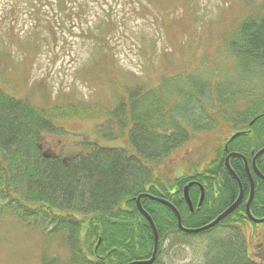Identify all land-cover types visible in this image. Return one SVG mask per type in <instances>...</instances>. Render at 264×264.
Returning a JSON list of instances; mask_svg holds the SVG:
<instances>
[{"label": "trees", "instance_id": "16d2710c", "mask_svg": "<svg viewBox=\"0 0 264 264\" xmlns=\"http://www.w3.org/2000/svg\"><path fill=\"white\" fill-rule=\"evenodd\" d=\"M64 2L57 0L56 3L61 11L60 17L66 14ZM95 38L101 39L100 36ZM102 42L109 48V40L104 38ZM224 45L237 61V70L241 74L248 63L253 68L264 69V3L236 27L229 39H224ZM108 56L110 62L105 74L110 80L122 82L120 89L113 90L106 77L102 79V83L118 95L113 110L92 109L83 100L64 105H34L27 99L7 95L0 88V232L7 231L24 239L39 231L48 244L58 238L59 247L65 246L69 253L67 260L49 258L44 248L41 264H129L149 260L154 241L150 227L135 205V199L140 195L168 201L180 214L182 226L188 229L207 225L238 197V186L224 167L226 153H222V149L214 150V159L200 176L196 172L192 177L185 174L180 178H172L170 173L159 174L160 169L165 170V160L188 143L192 133H210L218 128L212 123L217 114L224 110L230 98L235 102L238 100L232 91H226L227 88L222 91L219 87L203 90L195 78L187 75L185 85L188 82L189 85L186 90L180 87L175 91L177 95L182 93L179 103L157 87L124 89L120 74H116L112 67L113 58ZM160 84L165 88L168 86L167 83ZM258 91L251 92L254 97L250 99L239 95V100L248 101L246 114H240L246 119L244 124L239 126V119L231 116L226 119L229 126H234L235 132H243L230 143L229 151L242 154L249 164L250 152L264 147V90ZM226 93L230 98H225ZM184 100L187 107L192 101H198L202 112L196 114L189 108L184 110ZM206 103L216 109L209 122L203 118ZM181 105L183 120L175 117ZM74 120L97 122L101 138L109 141L121 138L124 147L129 146V151L95 144L68 160L43 155L39 148L43 137L62 133L57 122ZM250 122H253L251 126ZM255 164L264 176V155ZM230 167L242 184L244 198L221 225L233 227V224H239L237 226L243 227L248 222L244 203L249 184L240 160L231 159ZM197 170L196 167L190 168V172ZM253 179L250 212L255 219H262L264 182ZM191 180L207 185L199 209L196 207L198 189L189 190L192 213L182 198V189ZM214 186L215 189L217 186L216 190ZM141 207L152 219L158 234V252L153 264H163L158 259L163 241L175 233L185 234L178 231L176 218L168 208L145 197L141 199ZM5 224H9L8 229L4 228ZM182 242L185 240L178 244ZM218 242L221 250L232 243ZM233 244L237 248L231 246L227 260L220 264H244L241 245ZM214 251L215 255L220 251L217 245Z\"/></svg>", "mask_w": 264, "mask_h": 264}, {"label": "rangeland", "instance_id": "374dc122", "mask_svg": "<svg viewBox=\"0 0 264 264\" xmlns=\"http://www.w3.org/2000/svg\"><path fill=\"white\" fill-rule=\"evenodd\" d=\"M263 2L65 0L66 14L60 17L57 0H0V88L7 95L27 99L34 105H64L83 100L92 109L99 104L110 110L118 100L110 87L118 90L122 86V82L110 80L105 74L110 62L108 55H111L112 67L120 74L124 89L144 86L151 89L163 81L168 86H160V92L172 95L179 103L183 96L175 91L183 88L185 75L191 73L212 85H236L250 99L254 97L251 91L264 90V69L254 67L256 72L251 75L253 65L248 63L241 74L224 39L243 17ZM104 38L110 41L109 48L103 45ZM104 77L110 87L102 83ZM236 98L233 104L240 106L243 100ZM244 105L245 101L240 108L243 112L247 108ZM207 108L215 111L210 103ZM230 109L234 110L229 106ZM182 112L181 105L175 117L183 120ZM228 115L231 111L219 112L217 118L225 121ZM56 125L62 133L45 135L39 146L42 153L68 160L95 144L129 151L121 138L113 141L101 138L98 124L93 120L60 121ZM230 131L192 133L184 145L189 147L167 158L163 164L165 170L160 169L159 174L170 173L172 178H177L193 166L201 168L211 161L214 145H221ZM8 226L5 224L4 228ZM259 233L260 227H257L256 234ZM187 237L190 238L177 235L167 238L161 245L160 261L163 264H220L227 260L231 246L237 248L227 226L206 235ZM184 238L186 244L176 243ZM220 240L225 244L231 241V246L221 250ZM261 240L259 235L256 241H251V257L257 258V244ZM59 241L56 238L48 244L39 233L23 239L7 231L0 232V264H40L42 247L47 249L48 257L55 255L66 260L68 253L66 248L58 247ZM216 245L220 251L215 255Z\"/></svg>", "mask_w": 264, "mask_h": 264}, {"label": "water", "instance_id": "95a60500", "mask_svg": "<svg viewBox=\"0 0 264 264\" xmlns=\"http://www.w3.org/2000/svg\"><path fill=\"white\" fill-rule=\"evenodd\" d=\"M235 137L237 136H234L232 139H234ZM264 153V149L261 150L258 155ZM231 157L228 156L226 159H225V166L227 168V170L229 171V173L232 175V177L236 180V182L239 183V181L237 180L236 176L234 175V173H232L228 167V159ZM250 184H251V190H250V195H249V199L246 203V206H245V211H246V215L247 217L249 218V220L253 223H256V224H262L264 223V219L262 220H255L251 217L250 215V212H249V205H250V202L252 200V196H253V184H252V181L250 180ZM192 183L188 184L186 187H184L183 189V195H184V199L190 209V211H192V206H191V203L188 199V189L189 187H191ZM201 190V197H200V200H199V204L198 206H200L202 200H203V190L202 188L200 189ZM140 199H141V196H139L136 200V206L138 208V211L141 213V215L146 219V221L148 222L151 230H152V234H153V237H154V249H153V254H152V257L149 261H144V262H134V263H130V264H152L154 259H155V254H156V251H157V244H158V237H157V233H156V230H155V227H154V224L152 222V220L150 219V217L142 210L141 206H140ZM242 199V192L240 191V194L237 198V200L228 208L226 209L220 216H218L212 223L206 225V226H203L201 228H198V229H190V230H187V229H184L181 225V219H180V216L178 214V212L175 210V208L173 206H171L168 202H165L163 200H159V199H154L155 201H157L158 203L168 207L169 209L172 210V212L175 214L176 216V219H177V226H178V229L183 232V233H188V234H191V233H198V232H202V231H205V230H208L212 227H214L215 225H217L222 219H224L226 216H228L229 214H231L235 208L239 205L240 201Z\"/></svg>", "mask_w": 264, "mask_h": 264}, {"label": "flooded vegetation", "instance_id": "af4514ba", "mask_svg": "<svg viewBox=\"0 0 264 264\" xmlns=\"http://www.w3.org/2000/svg\"><path fill=\"white\" fill-rule=\"evenodd\" d=\"M262 235H263V239L261 241L262 243L257 244V250L260 251V253H259L260 256L258 258H259L260 261L263 262V259H264L263 258V252H264V234H262ZM245 247L247 248V244H245ZM249 259L252 261L251 258H249Z\"/></svg>", "mask_w": 264, "mask_h": 264}]
</instances>
